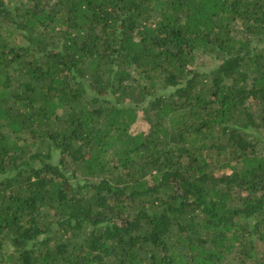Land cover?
I'll return each mask as SVG.
<instances>
[{
  "label": "trees",
  "instance_id": "1",
  "mask_svg": "<svg viewBox=\"0 0 264 264\" xmlns=\"http://www.w3.org/2000/svg\"><path fill=\"white\" fill-rule=\"evenodd\" d=\"M0 264H264V0H0Z\"/></svg>",
  "mask_w": 264,
  "mask_h": 264
},
{
  "label": "rangeland",
  "instance_id": "2",
  "mask_svg": "<svg viewBox=\"0 0 264 264\" xmlns=\"http://www.w3.org/2000/svg\"><path fill=\"white\" fill-rule=\"evenodd\" d=\"M208 60L205 59L204 60V64H208ZM149 125L144 121V120H140V118L138 119V121L130 128V132L132 134H136L139 132H145L147 131Z\"/></svg>",
  "mask_w": 264,
  "mask_h": 264
}]
</instances>
